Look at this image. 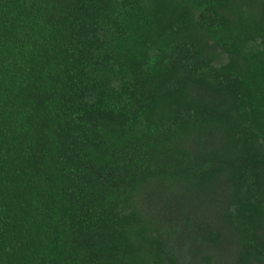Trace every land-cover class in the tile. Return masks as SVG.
Masks as SVG:
<instances>
[{"label":"trees","instance_id":"trees-1","mask_svg":"<svg viewBox=\"0 0 264 264\" xmlns=\"http://www.w3.org/2000/svg\"><path fill=\"white\" fill-rule=\"evenodd\" d=\"M156 196L264 264V0H0V264H179Z\"/></svg>","mask_w":264,"mask_h":264},{"label":"rangeland","instance_id":"rangeland-1","mask_svg":"<svg viewBox=\"0 0 264 264\" xmlns=\"http://www.w3.org/2000/svg\"><path fill=\"white\" fill-rule=\"evenodd\" d=\"M166 198L167 197L162 200L158 196H156L153 199H150L148 201L149 207L156 208L160 210L161 213L165 212L170 207L173 211L181 208L182 211H185V217L193 218V222L195 223L191 227V229L184 223L186 228H189L190 236H180L178 239H176L178 240L176 243V250L178 251V253H180L179 264H206L201 255V251L199 250V244L196 240H193V238L197 234V231H201L202 229L201 224H199L198 220H200V218L205 215L204 209L199 205L189 207L188 203L185 204L183 202H180L179 200L166 201ZM174 222L177 221L175 220Z\"/></svg>","mask_w":264,"mask_h":264}]
</instances>
